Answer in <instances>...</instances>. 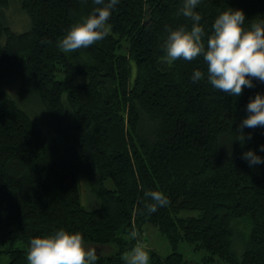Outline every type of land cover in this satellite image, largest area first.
<instances>
[{
  "label": "trees",
  "instance_id": "trees-1",
  "mask_svg": "<svg viewBox=\"0 0 264 264\" xmlns=\"http://www.w3.org/2000/svg\"><path fill=\"white\" fill-rule=\"evenodd\" d=\"M18 1L24 30L11 25V0H0V253L9 264H28L30 238L61 226L102 245L95 264H125L150 225L171 247L165 256L150 249L151 264L185 263L182 241L209 263L264 264V164L241 156L259 151L264 126L236 140L264 81L234 97L191 80L202 57L169 63L168 29L191 24L182 0H119L110 33L67 53L59 39L94 0ZM229 6L244 10L246 25L264 18V0H200L207 32ZM14 82L21 100L39 105L38 118L9 91ZM81 173L100 201L94 210L82 203ZM151 190L169 201L155 212Z\"/></svg>",
  "mask_w": 264,
  "mask_h": 264
},
{
  "label": "clouds",
  "instance_id": "clouds-1",
  "mask_svg": "<svg viewBox=\"0 0 264 264\" xmlns=\"http://www.w3.org/2000/svg\"><path fill=\"white\" fill-rule=\"evenodd\" d=\"M93 7L85 16L70 25L59 39L58 47L64 52L87 47L103 39L111 31L109 17L119 0H94ZM200 0H182L183 16L190 18V26L179 24L169 28L163 43L165 58L169 63L177 58L193 60L202 57L205 69H193L191 80L206 79L212 88L237 97L244 87H253L254 78L264 81V18L245 24L246 15L242 8L227 7L220 11L207 32L197 11ZM248 113L240 122L236 140L245 141L244 128L264 126V93L257 92L246 104ZM259 151L248 148L241 153L250 167L264 164V144ZM150 197L148 208L155 212L166 206L168 197L161 190L146 193ZM135 237L136 233L133 232ZM125 264H151L150 252L138 243L125 253ZM98 251L86 247L79 230L63 226L50 234L30 238L28 264H95Z\"/></svg>",
  "mask_w": 264,
  "mask_h": 264
},
{
  "label": "rangeland",
  "instance_id": "rangeland-1",
  "mask_svg": "<svg viewBox=\"0 0 264 264\" xmlns=\"http://www.w3.org/2000/svg\"><path fill=\"white\" fill-rule=\"evenodd\" d=\"M8 15L12 19V27L14 26L18 30H24L29 26V18L27 14L21 10L19 1L18 0H11L10 7L7 10ZM20 83L14 82L12 85L9 86V91L16 97L19 98L20 103L26 107L28 110L32 112L34 118H38L41 114V110L39 105L36 104L35 101H28V100H21L19 96L20 90ZM264 89V83L262 85ZM24 93L23 90H20V93ZM37 105V106H36ZM38 120V119H37ZM78 181L80 186V193H81V200L83 205L88 210H94L100 206V201L97 198L95 192L92 190L89 180L85 174L81 173L78 175ZM105 185L108 188L113 189L114 183L109 178L105 180ZM196 214V213H193ZM144 246L150 250L155 249L161 255L165 256L171 252V247L167 238L159 231L158 228L154 227L153 225L146 226L145 231H143L142 238ZM85 242V241H84ZM86 247H95L97 251L102 248V245L97 243L85 242ZM111 250L110 246L104 247V252H109ZM179 251L182 252L185 263L183 264H227L222 259H216L214 262L209 263L205 260V256L207 252L204 249H195L194 245L187 242L182 241L180 242ZM10 262V255L9 253H0V264H9Z\"/></svg>",
  "mask_w": 264,
  "mask_h": 264
},
{
  "label": "built area",
  "instance_id": "built-area-1",
  "mask_svg": "<svg viewBox=\"0 0 264 264\" xmlns=\"http://www.w3.org/2000/svg\"><path fill=\"white\" fill-rule=\"evenodd\" d=\"M140 239L137 240V242L135 243V245L138 244V243H143V240H140ZM143 245H144V243H143Z\"/></svg>",
  "mask_w": 264,
  "mask_h": 264
}]
</instances>
